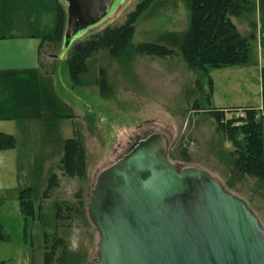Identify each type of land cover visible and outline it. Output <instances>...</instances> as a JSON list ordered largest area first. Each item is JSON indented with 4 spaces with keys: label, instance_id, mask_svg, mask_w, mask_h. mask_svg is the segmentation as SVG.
Wrapping results in <instances>:
<instances>
[{
    "label": "rangeland",
    "instance_id": "rangeland-1",
    "mask_svg": "<svg viewBox=\"0 0 264 264\" xmlns=\"http://www.w3.org/2000/svg\"><path fill=\"white\" fill-rule=\"evenodd\" d=\"M140 2L124 0L106 21L79 40L119 27ZM189 18L186 0H157L133 24L132 46H165L174 52L172 60L139 57L132 49L116 58L100 52L85 62L80 79L87 86L73 87L67 55L60 59V46L45 47L39 62L43 74L54 73L52 79L29 76L0 87V109L9 112V119H0V133L15 140L12 149L0 151V264H44L38 204L50 222L46 232L58 241L55 261L89 264L96 260L99 234L90 222L87 205L97 177L140 141L156 134L166 138L173 165L206 172L242 199L264 229V192L253 179L235 180L229 164L235 144L216 131L213 113H208L225 110L223 123L232 129L244 113L230 109H258L260 92L249 78L253 70H190L181 60ZM232 22L241 33L242 26L247 28L235 19ZM196 100L201 110L192 109ZM76 132L85 151L84 176L68 179L61 177L58 166L65 141L75 138ZM53 173L58 176V188L42 200ZM24 189L30 190L34 204L28 225L18 203ZM56 204L70 206L71 212L60 211L56 216L52 209Z\"/></svg>",
    "mask_w": 264,
    "mask_h": 264
},
{
    "label": "water",
    "instance_id": "water-1",
    "mask_svg": "<svg viewBox=\"0 0 264 264\" xmlns=\"http://www.w3.org/2000/svg\"><path fill=\"white\" fill-rule=\"evenodd\" d=\"M62 2L60 59L124 0ZM87 213L99 234L89 264H264V229L247 204L203 170H179L159 134L98 175Z\"/></svg>",
    "mask_w": 264,
    "mask_h": 264
},
{
    "label": "trees",
    "instance_id": "trees-1",
    "mask_svg": "<svg viewBox=\"0 0 264 264\" xmlns=\"http://www.w3.org/2000/svg\"><path fill=\"white\" fill-rule=\"evenodd\" d=\"M155 1L157 0H141L119 27L106 28L100 33L81 41L77 40L72 44L65 54L67 55L65 63L73 87L87 86L80 79L84 73L85 62L100 52L106 53L111 58L121 56L128 49H132L139 57L159 60H172L175 57L174 52L165 46L151 43L132 46L134 22ZM186 4L190 18L189 29L181 41L182 62L190 70L199 73L209 69L247 67L250 63L251 42L256 37L258 26L263 35L261 41L264 42V0L256 2L251 0H186ZM233 19L246 25L248 31L241 33L233 24ZM65 21V10L59 3L55 32L41 39L38 48L39 55L45 47H61ZM261 102L263 114L264 73L261 79ZM193 105V110H201L197 100ZM208 113H213L216 131L220 135L228 136L227 139L235 144L234 151L229 154L230 171L235 176V180L241 182L245 178L253 179L264 192L263 115L253 109L243 110L244 116L236 119L238 126L227 129V125L223 123L225 110L212 109ZM233 130H236V134L231 133ZM74 136L75 138L68 139L64 143L58 171L61 177L81 179L84 176L85 151L77 132ZM237 138H239V144ZM14 144L15 140L12 136L0 133V151L12 149ZM58 185V176L55 173L51 174L41 199H48ZM18 203L25 225H28L34 217V204L29 189H24L19 193ZM37 209V221L43 228L44 264H64L54 260L53 252L58 241L54 235L46 232V228L50 227V222L43 216V208L40 204ZM52 209L55 210V215L59 216L60 211L69 214L72 208L56 204Z\"/></svg>",
    "mask_w": 264,
    "mask_h": 264
},
{
    "label": "crops",
    "instance_id": "crops-1",
    "mask_svg": "<svg viewBox=\"0 0 264 264\" xmlns=\"http://www.w3.org/2000/svg\"><path fill=\"white\" fill-rule=\"evenodd\" d=\"M256 2L257 0H251ZM59 0H0V87L10 86L17 80L52 79L42 72L38 48L42 38L55 32ZM54 32L50 34L51 30ZM242 26V33L246 32ZM240 31V30H239ZM49 34V35H48ZM262 31L257 27L256 37L251 42L249 78L260 92V107L253 109L262 114L261 79L264 73V42ZM252 55V58H251ZM242 69V68H238ZM252 109H230L237 112ZM0 109V119H9V112Z\"/></svg>",
    "mask_w": 264,
    "mask_h": 264
}]
</instances>
